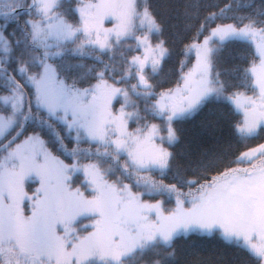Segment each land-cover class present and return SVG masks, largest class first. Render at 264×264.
Listing matches in <instances>:
<instances>
[{
    "label": "snow or ice",
    "instance_id": "1",
    "mask_svg": "<svg viewBox=\"0 0 264 264\" xmlns=\"http://www.w3.org/2000/svg\"><path fill=\"white\" fill-rule=\"evenodd\" d=\"M0 264H264V0H0Z\"/></svg>",
    "mask_w": 264,
    "mask_h": 264
},
{
    "label": "rangeland",
    "instance_id": "2",
    "mask_svg": "<svg viewBox=\"0 0 264 264\" xmlns=\"http://www.w3.org/2000/svg\"><path fill=\"white\" fill-rule=\"evenodd\" d=\"M106 27H111V24L110 23L109 24H106ZM115 106H116V108H119V104H116ZM36 186H37L36 184H32L31 185V190H34ZM85 222H87V221H85Z\"/></svg>",
    "mask_w": 264,
    "mask_h": 264
},
{
    "label": "trees",
    "instance_id": "3",
    "mask_svg": "<svg viewBox=\"0 0 264 264\" xmlns=\"http://www.w3.org/2000/svg\"><path fill=\"white\" fill-rule=\"evenodd\" d=\"M166 86H171V85H166ZM240 151L244 150L243 148L239 149ZM208 246H205V249L207 250Z\"/></svg>",
    "mask_w": 264,
    "mask_h": 264
}]
</instances>
